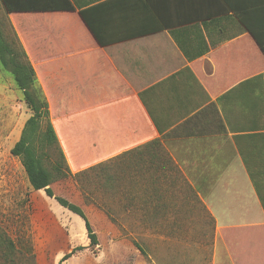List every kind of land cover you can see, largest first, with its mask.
<instances>
[{"label": "crops", "instance_id": "0c3cea01", "mask_svg": "<svg viewBox=\"0 0 264 264\" xmlns=\"http://www.w3.org/2000/svg\"><path fill=\"white\" fill-rule=\"evenodd\" d=\"M69 1L0 6V21L70 176L120 194L160 246L191 232L210 246L205 264H264V52L249 29L264 40V0Z\"/></svg>", "mask_w": 264, "mask_h": 264}, {"label": "rangeland", "instance_id": "374dc122", "mask_svg": "<svg viewBox=\"0 0 264 264\" xmlns=\"http://www.w3.org/2000/svg\"><path fill=\"white\" fill-rule=\"evenodd\" d=\"M31 110L11 73L0 67V234L14 245L11 254L0 243V264H58L75 245H86L82 218L59 205L43 190H33L20 159L10 153ZM57 155L50 151V167ZM81 181V182H80ZM52 192L79 205L99 244L76 251L59 264H205L210 246L183 232L182 244L159 245V231L142 228L141 216L120 194H101L94 180L66 175L51 183ZM141 198V194H138ZM206 235V232L200 233ZM195 237V233H192ZM197 236V234H196ZM198 239V238H197ZM200 242L202 237H199ZM204 242V241H202ZM139 246V247H138Z\"/></svg>", "mask_w": 264, "mask_h": 264}, {"label": "trees", "instance_id": "16d2710c", "mask_svg": "<svg viewBox=\"0 0 264 264\" xmlns=\"http://www.w3.org/2000/svg\"><path fill=\"white\" fill-rule=\"evenodd\" d=\"M0 6L7 13L12 11L74 9L69 0H53L47 3H19L16 0H0ZM86 12V9L80 10V15L91 32L96 35V30ZM236 15L241 19L238 12H236ZM158 29L161 28L157 26L151 28L150 31H157ZM249 29L264 52V40H260L257 34L251 28ZM15 36L10 35V38H7L0 21V67L11 73L16 87L21 91L23 100L31 110V114L24 122L18 140L10 148V153L19 157L30 187L33 190H43L48 197L55 199L59 205L82 218L86 230L88 243L73 246L70 251L61 257V261L78 250L98 245L99 238L79 205L52 192L51 183L59 181L66 175L70 176L71 173L66 165L52 122L49 119L46 97L37 83L28 56ZM97 40L102 41L99 38ZM50 151L57 155V160L54 159L55 161H52L50 167H48L45 161L50 156ZM75 176H78V173ZM0 243L7 249L6 255L11 254L14 250L13 242L8 236L0 234Z\"/></svg>", "mask_w": 264, "mask_h": 264}]
</instances>
